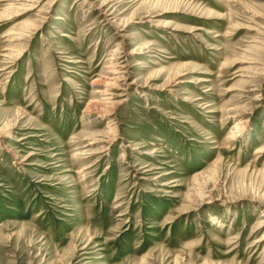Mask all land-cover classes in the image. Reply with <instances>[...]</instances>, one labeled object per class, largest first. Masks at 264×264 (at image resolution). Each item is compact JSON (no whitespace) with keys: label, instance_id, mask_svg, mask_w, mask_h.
<instances>
[{"label":"rangeland","instance_id":"obj_1","mask_svg":"<svg viewBox=\"0 0 264 264\" xmlns=\"http://www.w3.org/2000/svg\"><path fill=\"white\" fill-rule=\"evenodd\" d=\"M0 264H264V0H0Z\"/></svg>","mask_w":264,"mask_h":264},{"label":"bare ground","instance_id":"obj_2","mask_svg":"<svg viewBox=\"0 0 264 264\" xmlns=\"http://www.w3.org/2000/svg\"><path fill=\"white\" fill-rule=\"evenodd\" d=\"M114 61V60H113ZM117 67V66H116ZM120 67V66H119Z\"/></svg>","mask_w":264,"mask_h":264}]
</instances>
